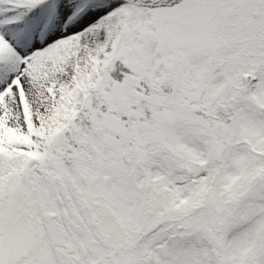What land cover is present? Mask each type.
Wrapping results in <instances>:
<instances>
[{
  "label": "snow or ice",
  "instance_id": "obj_1",
  "mask_svg": "<svg viewBox=\"0 0 264 264\" xmlns=\"http://www.w3.org/2000/svg\"><path fill=\"white\" fill-rule=\"evenodd\" d=\"M0 264H264V0H0Z\"/></svg>",
  "mask_w": 264,
  "mask_h": 264
}]
</instances>
